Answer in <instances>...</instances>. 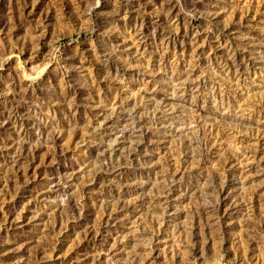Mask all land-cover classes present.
<instances>
[{
  "label": "rangeland",
  "instance_id": "1",
  "mask_svg": "<svg viewBox=\"0 0 264 264\" xmlns=\"http://www.w3.org/2000/svg\"><path fill=\"white\" fill-rule=\"evenodd\" d=\"M0 264H264V0H0Z\"/></svg>",
  "mask_w": 264,
  "mask_h": 264
}]
</instances>
